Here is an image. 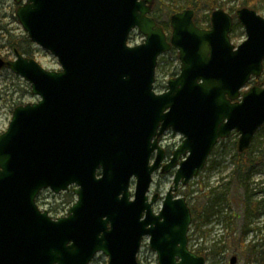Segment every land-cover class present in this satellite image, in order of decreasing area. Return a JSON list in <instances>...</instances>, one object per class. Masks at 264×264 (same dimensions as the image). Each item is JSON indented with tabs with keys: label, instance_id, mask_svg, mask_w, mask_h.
Instances as JSON below:
<instances>
[{
	"label": "water",
	"instance_id": "95a60500",
	"mask_svg": "<svg viewBox=\"0 0 264 264\" xmlns=\"http://www.w3.org/2000/svg\"><path fill=\"white\" fill-rule=\"evenodd\" d=\"M14 1L29 40L60 69L18 49L0 56V69L39 96L15 106L0 134V264H89L98 253L107 264H139L147 236L157 264H206L188 246L190 208L177 192L219 139L237 132L243 152L264 124V77L244 89L263 75L264 17L236 9L246 38L235 45L233 16L222 8L208 29L195 25L190 8L172 13L167 38L151 16L155 0ZM135 29L144 40L128 45ZM171 47L179 73L156 93L158 58ZM169 129L182 139L163 162L158 138ZM156 170L174 173L154 213L158 194L147 193ZM69 186L76 199L65 216L39 210L42 189Z\"/></svg>",
	"mask_w": 264,
	"mask_h": 264
},
{
	"label": "rangeland",
	"instance_id": "374dc122",
	"mask_svg": "<svg viewBox=\"0 0 264 264\" xmlns=\"http://www.w3.org/2000/svg\"><path fill=\"white\" fill-rule=\"evenodd\" d=\"M216 1V7L215 8H223L227 12H230L234 14L235 10L237 8L242 7L241 6V0H215ZM176 8H179L184 6L186 4V0H176ZM157 4V1H156ZM173 4V0H160V8L161 10L153 11V15L159 16V20L161 23H165L169 16L167 15V8L166 6ZM249 7V6H247ZM255 9L260 15L264 17V0H259L254 7H250ZM15 9H16V3L14 0H0V56L5 59H12L13 54L12 50L7 46L6 44V36L7 31L10 34H13L14 36L18 37L21 35H26L25 31L22 29L21 25L19 24L16 16H15ZM232 10V11H230ZM210 11L208 9H201L200 12H197L196 19H206V15L209 14ZM206 21L202 20L201 24H205ZM235 22H237L235 20ZM234 22V23H235ZM169 30H166L169 33ZM27 36V35H26ZM231 41L233 44L237 45L241 43L245 38L246 34L242 27V25L239 24V26H235L231 32ZM143 36L138 31H133L129 36V43L130 44H137L142 42ZM29 48L32 50V56L46 69L48 70H55L59 69V63L49 51L43 49L42 47L30 42ZM158 65L156 68V80L154 83V88L156 91H163L162 86L166 85V80L169 76H171V73L177 72L179 70V60L177 57L176 49L173 51L170 50L164 54H162L159 57ZM262 77L256 79V83L254 80H251L247 86H252L253 84H259ZM245 89V88H244ZM37 95L31 94L30 91V85L29 83L24 80L19 75L14 74L9 69H2L0 70V134L7 128L12 110L13 108L18 104H24L27 102H35L38 100ZM264 127V125H263ZM261 129V128H260ZM238 136L237 134H231L229 137H227L225 140H222L219 142L214 148L219 149L223 154L217 155L216 159L214 161H217L221 165L214 171L207 172L205 171L202 174L201 180H204L206 177H213L215 179L223 178L227 173L228 169L230 168L229 163L232 161L233 152L236 150V142H237ZM181 141V135L179 133H176L172 130H169L165 134V140L163 143L168 146L169 151H172L176 145H178ZM253 146L256 151H258L262 143L264 141V128L261 132V136L256 135L253 138ZM228 164V165H226ZM261 173L258 175V178L260 181H263L261 183L262 191H264V165L261 167ZM173 170L168 173L163 174H154L153 175V183L151 188L155 189V187H158L160 194H163L168 187L171 185V180L173 176ZM197 180V178L195 179ZM195 180H192L193 182ZM212 181V183H211ZM210 185H209V183ZM205 182L201 185V188H198V186H195L191 188L193 191L195 189V194H192V196L187 200L190 204L192 203V198L197 195H202L204 192L208 191V185L213 188L214 185H216V180L213 181L211 179L210 181ZM134 182L131 183V189H133ZM190 189V191H191ZM217 192H215L214 195H217L221 193L222 188L216 189ZM180 194V192H179ZM264 194V193H263ZM262 194H260L261 196ZM182 196V195H180ZM74 196L72 200L74 201ZM60 199V196L57 198ZM52 202V208H54V205L60 204L61 202L59 200L51 201ZM223 203V202H222ZM221 203V204H222ZM207 207L208 204L205 203V199L201 198L199 199V205ZM220 205V204H219ZM218 209H222L221 213H218L217 215L213 217H209L208 221L201 226V230L205 231V236H201L198 232L195 230L193 231V235L196 238V241L190 242V246L196 245L204 246L206 248H209L210 245L213 242H217L219 240V234H216L214 231V222L223 223L225 224V220L223 219V215L225 214V209L223 205L218 206ZM57 208H60L59 210L62 211V203L61 205L57 206ZM208 209V208H207ZM194 228V227H193ZM192 230H190L189 234H191ZM235 237H238V233L235 235ZM251 235H247L244 239V244L248 243V240H250ZM225 239V240H224ZM264 240V239H263ZM221 244H225L224 250L216 255V256H209L207 259L206 264H230V258L232 256L236 257L235 264H245L246 254L242 248H235L228 245V238L222 236ZM139 264H157L155 253L148 248L147 240L144 241V244L141 246L139 250V254L137 256ZM90 264H107V257L99 253L97 254L94 259L91 261ZM256 264H262V263H256ZM264 264V263H263Z\"/></svg>",
	"mask_w": 264,
	"mask_h": 264
},
{
	"label": "flooded vegetation",
	"instance_id": "af4514ba",
	"mask_svg": "<svg viewBox=\"0 0 264 264\" xmlns=\"http://www.w3.org/2000/svg\"><path fill=\"white\" fill-rule=\"evenodd\" d=\"M230 14L233 16V25H234V22L236 20L235 15L232 13ZM195 19H196V15H194V23L197 27L203 29H208L210 27V20L209 22H205V24H201V23H196ZM233 25H232V30H233ZM162 90L163 91L166 90V85L162 86ZM165 134L166 133H163L162 135L159 136L158 142L161 145V147L164 148L165 155L168 156L167 155L168 146H166L163 143V141L165 140ZM221 154L223 153L219 151V149L213 148L206 160L204 167L196 175L197 180H195L196 179L195 178L194 182L192 181L186 186H183L179 189L180 192L179 195H182L187 201L192 196V194H195V189L194 191L191 189L194 187V185L198 186V188H201V185L203 183L208 182L211 179H213V181L216 180V185H214L213 188L209 186L210 183L208 182L209 183L208 191L204 192L202 195L194 196L192 198L193 201L191 204L187 201V204L189 205L191 212L190 230H192L191 231L192 233L188 234V242L196 241V238L193 235V231L195 229L193 228L194 225L192 226V221L195 212L198 211L199 208L201 207V204L199 205V199L201 198L205 199L206 197H208V201H206L205 203L208 204L207 208H208V212L210 213V217H213L218 213L222 212L221 211L222 209H218L219 208L218 206L223 205L225 209V214L223 215L225 224H223L222 222L221 223L216 222L215 220L214 222L215 224L213 225L215 233L222 232L225 235V237L228 238L227 241L228 245L237 248L235 246V235L238 233V237H239V235H241L242 232H246V236L251 235L250 240H248V243L250 242L252 244H255L257 247H259L264 241L263 240L264 239V200H263L264 191H262V187L260 186L263 181H260L258 178V175L262 172L261 171L262 165L260 162H258L259 154H255V149L252 141L250 147L244 150L243 152H239L238 150L237 152L235 151L233 152L232 161L231 163H229L230 168L228 169L227 173H225L226 175L223 178L215 179L209 176L206 177L204 180H201L200 178H202V174L205 171L207 172L214 171L221 165L217 161H214L216 159V156ZM237 156L242 157V159L249 160V162L246 163L248 168L244 169L242 174H240L239 170H237V164L235 163ZM156 173L163 174V172H161L160 170H156L153 173V175ZM152 183H153V179L150 185L148 195L151 198L153 194L155 193L158 194L156 201L152 204L153 212L157 213L161 208L163 198L168 189L163 194H160L158 187H155V189L151 188ZM220 188H222L221 193L214 195L215 192H217L216 189H220ZM72 190L73 187L70 186L69 189L65 191V193H67L68 196L64 197V201L62 204V211L52 212V213L49 211L50 216L53 219L62 217L67 213L72 202V196H71V194L73 195ZM223 192H224V197H223ZM260 194L262 195L260 196ZM47 196L48 195L46 190L40 191L37 197V201L40 199H44ZM50 196L52 197V200L55 201L57 196L60 195L54 192H50ZM221 197L223 199H221ZM215 200H218L217 203H215ZM59 205L61 204L54 205L53 206L54 208L52 209L58 211L60 208H57V206ZM146 240L148 245V236H147L143 238L141 242V246L144 244V241ZM199 248L200 246L199 247H197L196 245L192 246V249L195 252ZM235 261H236V257H235Z\"/></svg>",
	"mask_w": 264,
	"mask_h": 264
},
{
	"label": "trees",
	"instance_id": "16d2710c",
	"mask_svg": "<svg viewBox=\"0 0 264 264\" xmlns=\"http://www.w3.org/2000/svg\"><path fill=\"white\" fill-rule=\"evenodd\" d=\"M157 1V4H156ZM259 0H241V6H249V7H254L256 3ZM160 0H155L153 9H152V16L154 19L164 27L165 30L169 29V18L165 23H161L159 20V16L153 15L154 10H161L160 8ZM176 0H173V4H169L166 6L167 10V15L170 16L172 13L176 11H181L184 8H190L194 11L195 15L197 12H200L201 9H208V11H212L216 7V1L215 0H186V4L184 6L176 8ZM232 11V10H230ZM209 16L210 13L206 15V19H195L196 23H201L202 20L209 22ZM235 26H239L238 22H235L233 25V28ZM31 41L28 39L26 35H21V36H14L13 34L8 33L7 31V36H6V44L7 46L13 50V49H18L21 53L27 55V56H32V50L29 48ZM174 49H172L173 51ZM176 72L171 73V75H175ZM263 126L261 129L258 130L257 135L261 136V132L263 130ZM262 146L261 148L256 151L255 154H259L258 156V162L261 163V165H264V141L261 142ZM237 152V149L235 150ZM249 160L242 159V157L237 156L235 163L237 164V170H239L240 174H242L243 170L248 168L246 163H248ZM242 179V178H241ZM68 194L64 193L63 197H67ZM73 197V195L71 194ZM223 197H224V192H223ZM221 199H223L221 197ZM264 200V198H263ZM208 201V197L205 198V202ZM218 200H215V203H217ZM210 217V213L208 212L207 207L201 206L198 211L195 212L194 218L192 221V226L194 225V229L196 232H198L201 236H205V231L201 230V226L205 224ZM225 237V235H223ZM246 236V232H242L239 237H235V246L237 248H242L246 254V259H245V264H256L258 263H264V241L263 243L257 247L255 244L252 243H247L244 244V239ZM226 238V237H225ZM222 239V236H219V240ZM213 242L209 248H206L204 246H200L198 250H196L197 253L205 256L206 259L209 258V256H216L220 254L224 248L225 244H221V241ZM225 240V239H224Z\"/></svg>",
	"mask_w": 264,
	"mask_h": 264
}]
</instances>
